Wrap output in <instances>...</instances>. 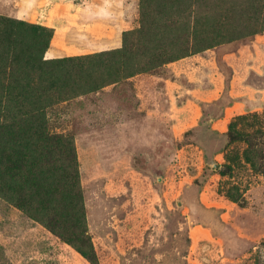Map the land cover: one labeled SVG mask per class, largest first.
<instances>
[{"label": "rangeland", "instance_id": "obj_1", "mask_svg": "<svg viewBox=\"0 0 264 264\" xmlns=\"http://www.w3.org/2000/svg\"><path fill=\"white\" fill-rule=\"evenodd\" d=\"M140 2L0 0V14L54 27L46 57L78 56L120 47L140 26ZM256 3L249 36L48 109L74 148L75 222L96 264H264V0ZM231 121L253 134L252 150L220 135ZM23 180L0 189V264H95L38 206L18 205Z\"/></svg>", "mask_w": 264, "mask_h": 264}, {"label": "trees", "instance_id": "obj_2", "mask_svg": "<svg viewBox=\"0 0 264 264\" xmlns=\"http://www.w3.org/2000/svg\"><path fill=\"white\" fill-rule=\"evenodd\" d=\"M256 11V0H141L140 26L124 31L120 47L64 57H46L54 27L0 14V189L13 191L24 179L28 187L18 205L38 206L51 231L98 263L87 230L75 222L82 196L74 148L67 135L52 130L48 109L138 73L157 72L223 41L249 36L256 32ZM236 126L231 121L220 135L230 141L246 138L252 150L253 134L247 136ZM205 155L210 160L209 150ZM233 189L226 195L241 203ZM66 229L74 233L73 239Z\"/></svg>", "mask_w": 264, "mask_h": 264}, {"label": "water", "instance_id": "obj_3", "mask_svg": "<svg viewBox=\"0 0 264 264\" xmlns=\"http://www.w3.org/2000/svg\"><path fill=\"white\" fill-rule=\"evenodd\" d=\"M214 165L219 166V163L216 162V163H214Z\"/></svg>", "mask_w": 264, "mask_h": 264}, {"label": "crops", "instance_id": "obj_4", "mask_svg": "<svg viewBox=\"0 0 264 264\" xmlns=\"http://www.w3.org/2000/svg\"><path fill=\"white\" fill-rule=\"evenodd\" d=\"M46 24H48V21L46 22Z\"/></svg>", "mask_w": 264, "mask_h": 264}]
</instances>
